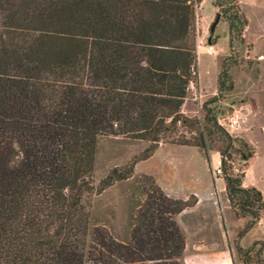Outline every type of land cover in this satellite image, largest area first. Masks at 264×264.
I'll return each instance as SVG.
<instances>
[{"label":"trees","instance_id":"16d2710c","mask_svg":"<svg viewBox=\"0 0 264 264\" xmlns=\"http://www.w3.org/2000/svg\"><path fill=\"white\" fill-rule=\"evenodd\" d=\"M202 0H0V264H183L174 218L196 200L167 197L152 177L133 181L127 235L90 225L83 201L132 177L157 145L213 148L180 110L196 85L194 9ZM228 47L247 21L237 0H210ZM227 57L202 104L218 146L228 206L245 219L232 242L240 264H264V243L239 240L264 215V194L243 187L251 150L230 174L232 140L207 105L231 91ZM101 137L148 146L92 186ZM210 141V140H209ZM212 144V142H209Z\"/></svg>","mask_w":264,"mask_h":264},{"label":"rangeland","instance_id":"374dc122","mask_svg":"<svg viewBox=\"0 0 264 264\" xmlns=\"http://www.w3.org/2000/svg\"><path fill=\"white\" fill-rule=\"evenodd\" d=\"M237 2L246 18L247 26L242 33V41L233 42L231 50L228 47L226 24L220 17L211 30L217 13L211 7L210 0H205L195 7L196 85L188 86L180 110L184 116L195 118L200 122L205 143L213 148L208 152V163L205 160L203 176L207 175L206 172H210L212 179H221V173H215L218 155L216 135L211 133L210 126L203 121L202 104L216 94V77L220 63L230 57L232 65L228 75L232 89L222 93L218 100L207 105V108L211 110L216 125L217 120L221 123V120L234 110L245 117L244 123L233 130H228V133L220 127L232 140L233 149L227 166L230 168V174L236 175L243 164L237 153L239 144L245 146L242 149L243 153L251 150L253 154L248 160L242 183L243 186L253 187L264 194V0H237ZM208 48H211L210 53H207ZM147 146L146 142L121 141L111 137L99 138L93 163V188H97L99 182L112 168L124 165ZM170 155L173 158L184 157L179 154ZM158 157L155 160L160 163L163 156ZM152 164L150 161L139 163L133 168L129 180L119 182L100 194H93L84 199L83 207L89 216L90 225L103 226L119 240L125 238L129 208L134 203L131 198L133 181L142 175L141 173L152 169ZM221 183L218 181L217 185L221 186ZM245 221L235 218L229 210H225V234L219 235L217 227H213L212 235L224 249L232 248V242ZM253 239L264 241V218L259 226L247 232L239 240L240 247H249Z\"/></svg>","mask_w":264,"mask_h":264},{"label":"crops","instance_id":"0c3cea01","mask_svg":"<svg viewBox=\"0 0 264 264\" xmlns=\"http://www.w3.org/2000/svg\"><path fill=\"white\" fill-rule=\"evenodd\" d=\"M203 1L205 0L201 3ZM170 154L173 156L179 154L184 157L183 159L173 158ZM157 156L158 158L163 156L160 163L155 160ZM148 161L153 163V168L141 174L152 177L167 197L185 200L193 196L196 200L191 208L183 210L174 218L184 239L181 262L183 264H240L233 247L224 249L211 232V228L217 227L219 235H224L226 230L224 211L229 210L231 213L232 211L225 197L222 179H212L210 172H206L207 175L203 176L206 163L203 152L194 147L159 144L152 155L141 162ZM216 167H218V155ZM218 181L222 182L221 186L217 185ZM263 218L264 215L253 228L259 226ZM254 240L261 239L252 241Z\"/></svg>","mask_w":264,"mask_h":264},{"label":"built area","instance_id":"2783aa9c","mask_svg":"<svg viewBox=\"0 0 264 264\" xmlns=\"http://www.w3.org/2000/svg\"><path fill=\"white\" fill-rule=\"evenodd\" d=\"M211 48L207 49V53H210ZM222 122L220 123L219 120H217V126L222 127L225 129V131L228 133V130H233L237 128L239 125L244 123L245 117L240 114L238 111H232L229 113L228 116H225L224 120H221ZM215 173L219 174V170L216 168Z\"/></svg>","mask_w":264,"mask_h":264},{"label":"water","instance_id":"95a60500","mask_svg":"<svg viewBox=\"0 0 264 264\" xmlns=\"http://www.w3.org/2000/svg\"><path fill=\"white\" fill-rule=\"evenodd\" d=\"M218 14H216L215 15V20H214V23L212 24V26H211V30L213 29V27H214V25H215V23L217 22V20H218Z\"/></svg>","mask_w":264,"mask_h":264}]
</instances>
